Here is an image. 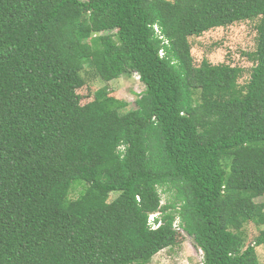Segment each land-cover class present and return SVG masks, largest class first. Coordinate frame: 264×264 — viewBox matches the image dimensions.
Masks as SVG:
<instances>
[{"label": "trees", "instance_id": "trees-1", "mask_svg": "<svg viewBox=\"0 0 264 264\" xmlns=\"http://www.w3.org/2000/svg\"><path fill=\"white\" fill-rule=\"evenodd\" d=\"M256 20L248 83L195 66L191 38ZM87 68L137 74L135 109L82 105ZM263 197L264 0H0V264H150L177 221L203 264H261Z\"/></svg>", "mask_w": 264, "mask_h": 264}, {"label": "rangeland", "instance_id": "rangeland-1", "mask_svg": "<svg viewBox=\"0 0 264 264\" xmlns=\"http://www.w3.org/2000/svg\"><path fill=\"white\" fill-rule=\"evenodd\" d=\"M257 24V20L242 22L228 28L212 30L201 37L191 38L190 43L195 66L199 67L206 59L214 66L225 64L243 68L245 73L239 83L240 85L248 83L254 63L248 59L247 54L256 51ZM83 77L85 87L78 92L82 105L92 102L95 93L105 88L109 91L110 96L129 104L128 110H131L135 109L136 100L146 90L136 74L131 78L122 77L114 82L105 83L91 69L87 68ZM168 200L169 196L162 194L164 205ZM256 202H264V197L256 200ZM263 230L264 227L247 224L243 229L246 247L253 245ZM177 240L176 246L159 253L150 264H203V254L191 237L185 232H179ZM257 255L260 263L264 264V246L257 248Z\"/></svg>", "mask_w": 264, "mask_h": 264}, {"label": "clouds", "instance_id": "clouds-1", "mask_svg": "<svg viewBox=\"0 0 264 264\" xmlns=\"http://www.w3.org/2000/svg\"><path fill=\"white\" fill-rule=\"evenodd\" d=\"M137 75V74H136ZM140 78V77H139ZM157 216V215H156ZM156 216H153L154 217V219H155V217ZM153 217H152V219H153ZM154 221V220H153ZM161 224H159V225H156V226H154V227H159ZM174 228L178 231V232H184L180 227H179V222L177 221L176 223H175V225H174ZM201 253L203 254V252L201 251ZM203 260H204V255H203ZM204 262V261H203Z\"/></svg>", "mask_w": 264, "mask_h": 264}]
</instances>
